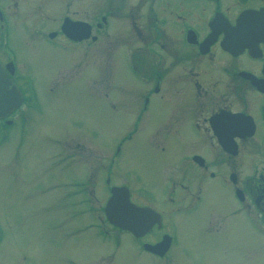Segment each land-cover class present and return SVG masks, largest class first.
Masks as SVG:
<instances>
[{
	"label": "flooded vegetation",
	"instance_id": "af4514ba",
	"mask_svg": "<svg viewBox=\"0 0 264 264\" xmlns=\"http://www.w3.org/2000/svg\"><path fill=\"white\" fill-rule=\"evenodd\" d=\"M9 24L32 33L52 51L63 48L67 61L75 62L73 73H81L74 78L82 79L89 72L83 78L87 84L81 85L83 94L87 90V96L117 110L121 115L118 122L132 128L113 151L86 139L101 148L103 173L98 184L105 187L94 233L99 241L109 239L110 234L128 237L129 246H121L120 262L178 264L173 255L177 221L166 218L147 192L132 191L127 183L114 180L117 172L112 168L122 155L123 140L135 134L149 140L150 153L158 155L164 176L159 199L173 210L198 209L204 201L201 187L206 180H219L227 189L231 204L222 211L214 208L216 212L206 215L203 211L200 238H208V250L214 251L229 222L230 232L241 230L251 239L249 257L262 260L264 0H0V67L22 97L17 108L0 117V143L15 139L20 156L27 140L28 113L37 100L32 80L19 69L9 46ZM98 43L102 59L95 62L93 50ZM83 46L87 52L81 54ZM120 60L122 72L137 83L125 102L120 87L115 86L117 75H113ZM92 70L99 75L102 71L101 83H93ZM67 75L65 79H70ZM51 87L55 92L60 85L56 82ZM17 124L22 128L13 137L11 129ZM186 140H193L198 147H177ZM89 150L80 149L75 156L84 161L92 156ZM83 165L75 162L72 179L80 191L93 187V170ZM176 168L181 176L173 172ZM95 182L96 176L94 188L98 186ZM112 187H125L131 203L152 210L148 228L134 235L107 220L103 207ZM253 240L259 243L255 257ZM92 244L90 256L97 250L107 251V246Z\"/></svg>",
	"mask_w": 264,
	"mask_h": 264
},
{
	"label": "rangeland",
	"instance_id": "374dc122",
	"mask_svg": "<svg viewBox=\"0 0 264 264\" xmlns=\"http://www.w3.org/2000/svg\"><path fill=\"white\" fill-rule=\"evenodd\" d=\"M31 34L9 24V46L19 69L27 72L32 80L37 106L28 113L27 140L20 156L15 139L0 143V264H82L84 261L86 264H123L121 250L129 246L128 237L110 234L109 239L99 241L94 233L98 223L95 215L102 212L105 193L104 184H98L99 175L103 173L100 150L113 151L132 128L118 122L117 117L121 115L117 110L87 96V90L86 95L83 94L81 85L87 84L83 78L88 77L89 72L77 80L74 77L81 73H73L75 62L67 61L63 48L52 51L43 40L40 42ZM81 48L79 53L87 52V47ZM100 49L101 43L94 45L95 62L102 59ZM121 62L113 68V75H117L115 86L120 87L121 99L125 102L126 94L137 83L122 72ZM92 71L96 80L93 83H101L102 71L100 75ZM67 73L70 79H65ZM56 82L60 87L51 91L54 88L51 85ZM21 128L17 124L11 129L13 137ZM86 139L101 148L96 149ZM75 141L80 145H75ZM178 143L177 147L182 149L198 147L193 140ZM151 147L150 141L140 134L123 140L122 155L112 168L117 172L114 180L127 183L132 191L147 192L166 218L177 221L173 255L178 264H233V253L235 264H264L263 249L259 251L262 260L250 258L248 240L251 239L244 231L230 232L229 222L224 235L217 238L214 251L207 249L208 238L206 241L200 238L203 211L206 215L208 211L216 212L214 208L222 211L226 204H231L227 189L218 184L219 180H206L201 187L204 201L198 209L173 210L169 203L159 199L164 183L163 169L158 155L150 153ZM85 148L92 151V156L81 161L75 154ZM75 162L93 170L92 189L80 191L81 188L72 183L73 171L77 169ZM173 172L181 176L178 168ZM95 176L98 186L94 188ZM88 189L92 192H87ZM92 243L100 248L107 246V251L97 250L90 256ZM251 244L255 257V246L259 243L253 240ZM27 252L31 256L27 257Z\"/></svg>",
	"mask_w": 264,
	"mask_h": 264
},
{
	"label": "water",
	"instance_id": "95a60500",
	"mask_svg": "<svg viewBox=\"0 0 264 264\" xmlns=\"http://www.w3.org/2000/svg\"><path fill=\"white\" fill-rule=\"evenodd\" d=\"M10 83V78L0 68V117L16 108L21 100L18 90ZM152 213L147 207L131 203L125 187H112L104 206V214L111 224L134 235L150 226Z\"/></svg>",
	"mask_w": 264,
	"mask_h": 264
}]
</instances>
